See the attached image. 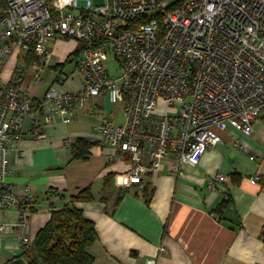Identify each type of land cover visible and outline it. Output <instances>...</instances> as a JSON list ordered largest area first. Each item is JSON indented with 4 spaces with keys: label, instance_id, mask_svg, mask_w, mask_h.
I'll list each match as a JSON object with an SVG mask.
<instances>
[{
    "label": "built area",
    "instance_id": "2783aa9c",
    "mask_svg": "<svg viewBox=\"0 0 264 264\" xmlns=\"http://www.w3.org/2000/svg\"><path fill=\"white\" fill-rule=\"evenodd\" d=\"M6 2L0 67L11 57L18 63L0 86V215L15 209L13 225L26 224L37 202L29 185L8 181L11 152L34 104L44 108L45 122L56 115L65 123L95 97L121 104L122 121L102 110L96 129L102 147L130 156L131 166L113 176L124 188H143L166 166L180 173L222 142L228 126L250 135L264 114V0ZM61 37L82 42L76 57L68 56L77 58L80 88H65L71 76L61 71L39 99L25 89L27 76L40 86L43 70L54 65L50 43ZM31 53L32 64L42 66L32 73ZM33 124L40 135L38 120ZM21 244H30L24 235Z\"/></svg>",
    "mask_w": 264,
    "mask_h": 264
},
{
    "label": "crops",
    "instance_id": "0c3cea01",
    "mask_svg": "<svg viewBox=\"0 0 264 264\" xmlns=\"http://www.w3.org/2000/svg\"><path fill=\"white\" fill-rule=\"evenodd\" d=\"M17 63L11 57L0 67L1 85L9 82ZM53 64L61 63L53 57ZM27 80L25 89L41 99V85L32 89ZM102 110L113 112L117 120L123 114L98 96L76 110L70 122L56 115L45 122L44 108L34 104L11 152L8 181L29 185L37 202L26 224L13 225L19 220L15 209L0 215L5 224L0 264H25L16 258L25 246L21 236L32 244L52 211L66 204L80 208L94 223L97 239L87 248L93 264H143L147 258L157 264H264V114L254 121L250 135L228 126L222 142L207 149L197 164L184 165L180 173L166 166L148 180L144 193V187L114 184L113 176L132 162L128 154L100 145L96 124ZM35 119L40 135L34 133ZM79 138L94 143L87 159H72L71 146ZM220 174L225 179L218 181ZM87 188L94 198L73 202Z\"/></svg>",
    "mask_w": 264,
    "mask_h": 264
},
{
    "label": "trees",
    "instance_id": "16d2710c",
    "mask_svg": "<svg viewBox=\"0 0 264 264\" xmlns=\"http://www.w3.org/2000/svg\"><path fill=\"white\" fill-rule=\"evenodd\" d=\"M6 8V0H0V16L4 14ZM77 54L78 51L71 55ZM32 57L31 53L30 58H27L29 63ZM69 58L59 65L71 61ZM93 144L84 138L77 139L71 146L72 159H87ZM111 181L112 176L106 178L105 185ZM148 187L147 183L144 186V193L148 192ZM93 198L91 189L87 188L74 195L72 200L91 201ZM96 239L94 223L84 216L80 208L74 204H66L52 211L46 226L37 233L32 244L23 246V250L16 258L25 264H93L94 258L87 248Z\"/></svg>",
    "mask_w": 264,
    "mask_h": 264
},
{
    "label": "rangeland",
    "instance_id": "374dc122",
    "mask_svg": "<svg viewBox=\"0 0 264 264\" xmlns=\"http://www.w3.org/2000/svg\"><path fill=\"white\" fill-rule=\"evenodd\" d=\"M59 39L58 41L54 42L55 40ZM54 41H52L50 43V48L52 49V51H54V58L56 62L62 63L63 61H65L68 56L72 53L75 52L76 50H79L82 47V42H79L75 39L72 38H57ZM75 56V55H74ZM76 57V56H75ZM73 58L71 61L67 62L66 64H62V65H57L56 67L53 66H46L45 69L43 70V81L41 82V90L38 91V96L39 97H43L44 92L46 91V89L53 84V82L55 81L56 77L60 75V72H64L66 74H69L71 76V79L69 81H67L64 85V87H68L67 84L71 83L70 87L71 88H80V82L78 80V76L75 75L73 72H77V58ZM19 61H25L23 60L21 57L19 58ZM27 63V62H26ZM28 66L27 70L32 73L35 72L37 69H41L42 66H40L41 64H29V62L27 63ZM29 79L28 82H30V88H40L39 84H37L35 82V79H33L32 77H29V75L27 76ZM1 80H0V86H1ZM56 83V82H55ZM55 86H58L57 84H55ZM69 88V87H68ZM118 108L120 109V111L122 110V106L121 104L118 105ZM123 114L119 113V121H122Z\"/></svg>",
    "mask_w": 264,
    "mask_h": 264
}]
</instances>
